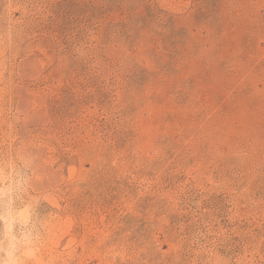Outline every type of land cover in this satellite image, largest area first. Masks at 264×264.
Segmentation results:
<instances>
[{
    "label": "rangeland",
    "instance_id": "rangeland-1",
    "mask_svg": "<svg viewBox=\"0 0 264 264\" xmlns=\"http://www.w3.org/2000/svg\"><path fill=\"white\" fill-rule=\"evenodd\" d=\"M0 182L33 264H264V0H0Z\"/></svg>",
    "mask_w": 264,
    "mask_h": 264
},
{
    "label": "clouds",
    "instance_id": "clouds-1",
    "mask_svg": "<svg viewBox=\"0 0 264 264\" xmlns=\"http://www.w3.org/2000/svg\"><path fill=\"white\" fill-rule=\"evenodd\" d=\"M5 197H7L5 206L0 209V230L7 238L8 243L5 245L0 242V264H33L37 255L31 241H27L23 248L14 243L16 230L29 222L33 215V209L31 205L13 208L14 200L11 189L3 186L0 182V203L5 202Z\"/></svg>",
    "mask_w": 264,
    "mask_h": 264
}]
</instances>
